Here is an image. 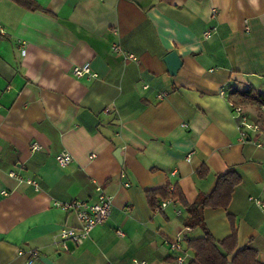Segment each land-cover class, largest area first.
Instances as JSON below:
<instances>
[{
    "label": "crops",
    "instance_id": "obj_1",
    "mask_svg": "<svg viewBox=\"0 0 264 264\" xmlns=\"http://www.w3.org/2000/svg\"><path fill=\"white\" fill-rule=\"evenodd\" d=\"M33 1L40 9L0 0V264H26L19 249L42 264H189L185 241L202 231H185L183 207L150 193L177 187L192 204L229 171L241 182L226 209L204 210L205 226L216 241L234 228L236 250L261 262L264 108L239 105L261 129L242 140L228 102L264 94V0ZM173 51L175 76L164 62ZM84 63L96 78L73 77ZM63 153L71 161L60 167ZM97 187L112 199L108 219L62 249L60 231L78 221L53 203H95ZM177 235L180 252L164 245Z\"/></svg>",
    "mask_w": 264,
    "mask_h": 264
},
{
    "label": "trees",
    "instance_id": "obj_2",
    "mask_svg": "<svg viewBox=\"0 0 264 264\" xmlns=\"http://www.w3.org/2000/svg\"><path fill=\"white\" fill-rule=\"evenodd\" d=\"M16 4L29 10H38L40 6L33 0H12ZM236 99H230L235 105L242 103H257L264 108V94H258L252 90L244 92L234 91L230 93ZM239 103V104H238ZM261 115H264L262 111ZM203 171V170H202ZM201 171V172H202ZM200 173V171H199ZM241 178L232 171L218 178L214 190L209 195L199 194L192 204H187L182 193L174 187L169 193L166 188L150 193L155 197L160 195L162 199L171 198L178 202L184 209L186 217L183 220L185 228L189 230L198 229L202 231V236L195 239H187L186 248L193 253V258L189 264H262L257 260L255 250L244 247L236 250L237 237L233 228L231 235L221 241H216L205 226L203 212L205 209H226L230 203L235 188L240 184ZM153 206H157L156 203Z\"/></svg>",
    "mask_w": 264,
    "mask_h": 264
},
{
    "label": "built area",
    "instance_id": "obj_3",
    "mask_svg": "<svg viewBox=\"0 0 264 264\" xmlns=\"http://www.w3.org/2000/svg\"><path fill=\"white\" fill-rule=\"evenodd\" d=\"M3 31L0 28V34H2ZM211 35V31L207 30L203 33V39H208ZM26 51V46L24 43H21V54L24 55ZM113 51L118 54H124L125 59H134L133 55L125 54L121 50V48L117 45L113 46ZM71 74L76 79H80L82 77H92L96 78L97 74L93 72L91 69V66L89 63H84L80 65H74L71 68ZM146 88V87H145ZM166 97V93H160L157 95V99L160 101ZM229 106L232 110V113L234 114L235 120L237 121V126L240 132L241 139L243 140L245 137H247L248 131H256L261 132L260 127L251 122L246 115V113L243 111L242 107L235 105L232 101L229 100ZM40 147L38 144L34 143L31 146V150L35 151L38 150ZM93 156H91L92 158ZM56 162L60 167L67 166L71 161V156L68 153H63L58 156H56ZM11 177L17 178L20 182H23V179L16 176L15 173L9 174ZM26 184L31 185L35 191H38L39 184L36 180H26ZM98 192L97 201L95 203H87L84 201H70V202H54L53 206L56 208H60L63 211L66 212H73L77 218L78 226L77 227H68L63 228L59 233V242L62 243L61 247L64 250H67L65 247V241L70 240L76 245H80L91 233V231L99 225H102L105 223V221L108 219L110 213H111V205H112V199L111 197L105 195L100 187L96 188ZM255 204L264 207V204H262L260 201L253 199ZM172 201L170 199L164 201L161 203L157 208L156 211H160L164 209L166 206H168ZM180 214V212H178ZM188 228H185V231H188ZM117 234L119 236H122L123 234L120 231H117ZM182 237L180 235H177L173 239H165L164 245L167 246L171 251L180 252L182 249ZM18 256H25L26 264H42L41 263V257L39 252L35 250H31L28 252H25L21 249L17 251ZM185 256L179 255L175 258V264H185ZM261 263L264 264V252H262V259ZM135 264H146V262H138Z\"/></svg>",
    "mask_w": 264,
    "mask_h": 264
},
{
    "label": "water",
    "instance_id": "obj_4",
    "mask_svg": "<svg viewBox=\"0 0 264 264\" xmlns=\"http://www.w3.org/2000/svg\"><path fill=\"white\" fill-rule=\"evenodd\" d=\"M164 62L166 64L167 71L171 76H175L180 67L182 66L181 58L174 51L170 52L164 58Z\"/></svg>",
    "mask_w": 264,
    "mask_h": 264
},
{
    "label": "rangeland",
    "instance_id": "obj_5",
    "mask_svg": "<svg viewBox=\"0 0 264 264\" xmlns=\"http://www.w3.org/2000/svg\"><path fill=\"white\" fill-rule=\"evenodd\" d=\"M240 89L243 91L244 90V87H240Z\"/></svg>",
    "mask_w": 264,
    "mask_h": 264
}]
</instances>
